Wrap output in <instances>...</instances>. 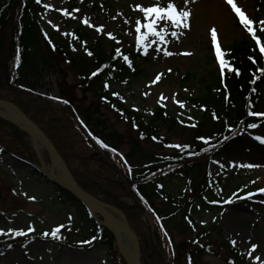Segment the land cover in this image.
Segmentation results:
<instances>
[{"label": "trees", "instance_id": "16d2710c", "mask_svg": "<svg viewBox=\"0 0 264 264\" xmlns=\"http://www.w3.org/2000/svg\"><path fill=\"white\" fill-rule=\"evenodd\" d=\"M44 11V0L39 4L36 0H0V100L14 104L44 132L84 191L98 199L103 197L102 202L115 206L124 214L139 239L141 254L147 248L162 262L168 258L171 263L182 259L185 264H199L204 256L222 258V250L227 255V264H248L237 249L222 239L216 246L211 237L213 230L212 233L202 231L194 240L181 239L176 246L172 237L163 238L162 232L169 233L167 226L173 228L178 216L182 217L180 233L184 234L183 226L188 229L190 226L197 232L199 227L193 219V214H198L193 207L195 202L202 212L216 208L205 171L210 157L227 141L238 140L240 133L251 129L249 124L264 127V60L252 43L244 41L230 47L225 54L223 74L216 70L206 81H200L202 93L188 100L194 113L193 122L186 126L161 107L145 117L127 110L113 99L105 89L106 83H121L128 76L115 51L107 54L101 41L89 47L81 46L87 39L81 29H76L74 38L78 41L74 42L43 29L39 14ZM258 33L264 44V31ZM61 66L77 79L75 88L81 91V97L93 93L90 106L80 107L81 98L75 97L72 90L68 92L62 88L58 97L41 91L47 72L52 68L60 70ZM103 108L119 115L135 131L136 139L128 140L130 152L127 155L138 161L139 166L131 163L130 178L111 160V155L118 150L115 144L119 140L116 132L104 134L108 128ZM79 123L104 145V158L99 154L97 158H88L87 152H96ZM0 125L7 132L0 136V158L9 152L31 161L33 155L27 136L1 120ZM171 132L183 142L172 143ZM72 141L77 142L74 149ZM141 142L160 146V149L166 147L170 153L154 155L141 148ZM7 143L10 144L6 146ZM75 149L85 151L84 157L75 155ZM178 177L186 178L189 196L184 192L178 197L169 191L165 179ZM56 189L61 204L66 202L82 208L80 230L83 237L90 236L92 246L98 244L113 249L112 235L98 225L72 195ZM122 196L128 197L132 205L121 202ZM155 200L163 201L164 208H156ZM115 201L120 205L111 204ZM191 208H194L193 214ZM146 214L152 220L153 230L150 224L145 231L141 230V218ZM166 238L169 242L165 245ZM203 239H207L204 244L200 243ZM14 243L16 239H0V247ZM117 257V261L124 264L122 258Z\"/></svg>", "mask_w": 264, "mask_h": 264}, {"label": "rangeland", "instance_id": "374dc122", "mask_svg": "<svg viewBox=\"0 0 264 264\" xmlns=\"http://www.w3.org/2000/svg\"><path fill=\"white\" fill-rule=\"evenodd\" d=\"M44 1L48 10L40 17L42 26L48 31H54L63 39H71L75 30L81 28L88 36V41L81 43V46L88 47L90 41H101L108 52L115 48L144 56L142 58L146 60H134L127 56L126 61L124 54L121 57L122 64L128 68V73L131 75L137 70L140 74L131 75L124 83L113 84L108 89L114 92L115 99L123 103L127 109L146 117L155 107L162 106L177 117L190 122L185 119V116L193 117L188 100L202 93L203 84L200 83L202 79L206 81L211 72L219 70L220 62L216 56V48L219 47L222 54L238 42L249 39L251 34L244 30L226 0H188L186 5L184 0H173L178 11L186 10L190 13L187 21L189 27L186 29L170 27L163 43L158 37L148 34L146 28H142L141 33L135 32V21L141 19L142 14H137L133 7L136 3L150 6V0H78L75 4H72L71 0ZM233 2H236L249 19L252 20L258 14L259 22L264 21V0ZM217 8L224 15L226 22L223 24L218 22V18L213 20L214 14L210 13L212 10H218ZM141 23L146 21L141 19ZM168 23L170 25V22ZM213 29L216 30L215 43L212 39ZM172 31L177 33L175 37L171 36ZM140 35H144L145 38L138 42ZM210 47L213 49L211 52ZM165 51L171 52L172 55H164ZM76 80L73 73L64 66H61L60 70L52 68L42 80L41 91L57 96L62 88L68 92L72 90L75 97L81 98L80 107L87 108L94 100V95L91 93L81 97V91L75 88ZM102 113L107 120L108 128L104 134L116 132L119 143L114 144L121 155L127 156L130 164L136 163L139 166L138 161L127 155L130 152L128 140L136 139L135 131L116 114L104 108ZM2 133L7 135L6 130L0 125L1 137ZM176 135L171 132L170 141L183 142ZM257 135L264 138V131L253 130L238 141L228 143L215 154L207 166V175L212 181L211 197L223 203L222 209L202 212L199 211V204H195L194 208L198 214L192 213L199 227L198 233L206 230L212 233V229L211 237L216 246L220 245L222 239L236 248L248 264H264V192L261 191L264 189V144H260L254 138ZM70 144L74 149L77 142L72 141ZM139 145L154 155L170 153L167 151L168 148L160 149V146L156 147L151 143L141 142ZM29 150L30 153L36 154L33 145L29 146ZM42 150L40 149L36 156L47 164L48 158ZM73 151L75 155L82 157L86 153L77 149ZM86 155L88 158H97L94 152H87ZM113 160L118 165L121 164L119 155L113 154ZM31 161H36V157ZM245 164H252L254 167L245 168L243 167ZM165 184L169 186L172 195L180 197L179 195L186 192L189 196L185 188V177L165 179ZM56 191L55 186L36 175L26 164L16 160L2 164L0 230H3V234H0V239L12 238L16 239L17 243L0 247V264H120L117 261L118 253L113 249L109 250L98 244L93 247H90L91 244L85 246L83 243L79 247L68 246L59 243L51 235L47 237L43 235L45 232L51 233L54 228H59L66 240L78 243L81 237L84 238L83 232L80 231V225L83 224L80 222L82 208L66 202L64 205L61 204L57 200ZM120 200L132 205L128 197L122 196ZM119 201L111 204L120 205ZM161 203L163 201H154L158 209L164 208ZM149 221L152 222L149 216L141 218V230H146ZM176 221L173 228L167 226L174 246L181 239L196 238L194 229L190 226L189 229L183 226L184 234L180 233L181 216H178ZM29 226L32 231L28 230ZM16 231H23L26 235L16 236ZM26 236L29 238L25 239ZM206 242L207 239L201 241L203 244ZM253 246L255 251H252ZM220 252L223 253L222 258L204 256L199 264H227L226 253L222 250ZM142 254L144 264H166L150 249L145 248ZM257 256L260 260L256 259ZM173 264L185 263L180 259Z\"/></svg>", "mask_w": 264, "mask_h": 264}, {"label": "water", "instance_id": "95a60500", "mask_svg": "<svg viewBox=\"0 0 264 264\" xmlns=\"http://www.w3.org/2000/svg\"><path fill=\"white\" fill-rule=\"evenodd\" d=\"M0 107L8 109L10 112L6 113L0 111V119L15 125L24 133L28 134L32 137L33 140H38L42 146L44 147L51 165H55L57 169L62 174V177L65 180L66 184H62L52 177L48 176L52 181L57 183L60 187L68 191L75 199L81 202L84 207L90 212L92 216H99L101 218V224L106 227L108 230L111 231L113 234L116 247L119 250L121 256L124 258L126 264H140V244L135 235V233L130 229L129 225L127 224L126 220L124 219L123 215L116 210L115 208L103 204L84 192L78 184L73 179L72 175L70 174L69 170L67 169L65 163L63 162L62 158L59 156L57 151L55 150L52 143L48 140V138L41 132V130L36 127L28 118H26L14 105L0 101ZM100 152V150H98ZM53 167V166H52ZM115 215H119L122 220L115 217ZM121 228L125 230L130 235L133 246H134V255L132 256L131 260H128L124 255L121 245L118 241L117 236L115 235L116 231ZM115 232V233H114Z\"/></svg>", "mask_w": 264, "mask_h": 264}, {"label": "snow or ice", "instance_id": "6c2138e0", "mask_svg": "<svg viewBox=\"0 0 264 264\" xmlns=\"http://www.w3.org/2000/svg\"><path fill=\"white\" fill-rule=\"evenodd\" d=\"M226 2L231 5L232 10L235 12L236 16L239 18V23L243 25V27L252 34L253 38H256V34L251 27L253 21L249 19L244 12L237 6L236 3L233 2V0H226ZM36 3L39 4L40 0H36ZM185 5L188 3V0H184ZM133 10L137 12V14H142L141 19L146 21V23H141V19H137L135 21V32L141 33L142 28H146L148 31V34L156 36L159 38L160 42L163 43L165 40V37L169 34L170 27L171 28H188L189 25L187 23L188 18L190 16V13L186 10H177V5L173 2V0H150V6H145L141 3H136L133 7ZM161 22H164L161 24ZM170 22V25L169 23ZM85 23H88L85 21ZM127 23V21H126ZM260 25L264 26V21L259 22ZM157 28H159V31H157ZM264 31V28L261 29ZM177 33L175 31L171 32V36L175 37ZM144 35H140L138 38V42L144 40ZM212 39L215 43L216 41V30H212ZM259 40H257V43L259 44ZM155 51H159V49H155ZM261 53H264V46L260 48ZM91 54V53H89ZM185 55H188L189 53H184ZM164 55H172L171 52L165 51ZM221 55L220 48H216V56L219 58ZM124 59L127 61L128 57L125 56ZM221 65L223 66L224 61H220ZM238 74V73H237ZM95 75V73H94ZM248 127L250 128H256V124H249ZM260 144H264V138L262 136L257 135L254 137ZM102 147L104 145H101ZM245 168H251L254 167L252 164H245L243 165ZM262 192H264V189H261ZM228 203H231V201H227ZM29 231H32L31 227L29 226ZM60 229L54 228L51 230V233L45 232L43 235L45 237L51 235L53 239H59L58 236ZM0 234H3V230H0ZM16 236H24L26 235L23 231H16ZM235 244V241H233ZM11 247V245H9ZM252 251H255V246H253ZM257 260H260V257H256Z\"/></svg>", "mask_w": 264, "mask_h": 264}, {"label": "bare ground", "instance_id": "6f19581e", "mask_svg": "<svg viewBox=\"0 0 264 264\" xmlns=\"http://www.w3.org/2000/svg\"><path fill=\"white\" fill-rule=\"evenodd\" d=\"M218 9V8H217ZM213 15V20L218 18V22H220V24L225 23L226 21L224 20V15L223 13L218 9V10H212L210 12ZM218 16H221L220 18ZM0 111L9 113L10 111L6 108L0 107ZM36 144V143H35ZM37 150H39V148L37 147ZM53 166V167H52ZM44 173L47 174L48 176L52 177L54 180L62 183V184H66L64 178L62 177L60 171L57 169V167L55 165H51L50 167L46 166L44 168ZM118 218L120 220L121 217L118 216ZM115 233V232H114ZM115 235L118 238V241L121 245V249L124 253V255L126 256V258L128 260L132 259V256L134 255V246H133V241L130 237V235L128 234V232H126L125 230H122L121 228H119Z\"/></svg>", "mask_w": 264, "mask_h": 264}]
</instances>
